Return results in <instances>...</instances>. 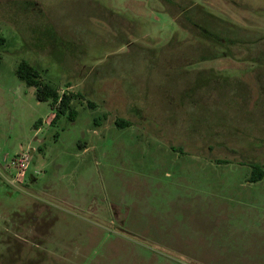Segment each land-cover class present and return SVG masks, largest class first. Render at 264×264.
I'll use <instances>...</instances> for the list:
<instances>
[{
  "label": "rangeland",
  "instance_id": "1",
  "mask_svg": "<svg viewBox=\"0 0 264 264\" xmlns=\"http://www.w3.org/2000/svg\"><path fill=\"white\" fill-rule=\"evenodd\" d=\"M0 35V264H264V0H0Z\"/></svg>",
  "mask_w": 264,
  "mask_h": 264
},
{
  "label": "trees",
  "instance_id": "2",
  "mask_svg": "<svg viewBox=\"0 0 264 264\" xmlns=\"http://www.w3.org/2000/svg\"><path fill=\"white\" fill-rule=\"evenodd\" d=\"M201 33L204 35V37H210L217 41H222L227 44H237L238 41L234 39H225L219 35L213 34L209 32L207 29H204L202 27H197ZM5 43V37L0 35V46ZM219 43V42H218ZM221 44V43H219ZM218 44V45H219ZM218 51V50H217ZM215 51L214 54H212L211 58H219L222 55H217L219 52ZM223 53V52H221ZM15 73L18 76V78L25 82L27 86H32L35 88L34 94L35 98L38 101H50L51 108L54 110V116L52 118V122H55L61 114H67L69 119L73 120L76 114L75 109L72 107L71 101L73 98L72 94H59L58 89L54 86L44 83L41 81V76L39 70L29 64L27 61L22 60L18 63ZM118 125H124L126 124L125 120L123 119H117L115 121ZM37 125L36 123L34 124ZM264 173V169L254 167L253 174L251 176L252 181H256L262 177Z\"/></svg>",
  "mask_w": 264,
  "mask_h": 264
},
{
  "label": "built area",
  "instance_id": "3",
  "mask_svg": "<svg viewBox=\"0 0 264 264\" xmlns=\"http://www.w3.org/2000/svg\"><path fill=\"white\" fill-rule=\"evenodd\" d=\"M11 166L16 168V173L17 175H24L26 167H27V162H26V157L25 156H18L16 160H13L11 162Z\"/></svg>",
  "mask_w": 264,
  "mask_h": 264
}]
</instances>
